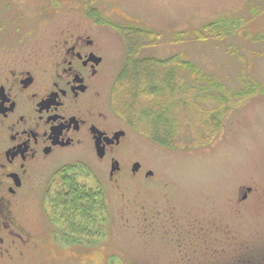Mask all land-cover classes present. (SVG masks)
Wrapping results in <instances>:
<instances>
[{
	"label": "rangeland",
	"instance_id": "1",
	"mask_svg": "<svg viewBox=\"0 0 264 264\" xmlns=\"http://www.w3.org/2000/svg\"><path fill=\"white\" fill-rule=\"evenodd\" d=\"M9 1L12 53L46 42L63 20L99 26L117 50L106 106L116 127L128 132L127 140L115 150L122 163L117 177L110 175L106 160L93 158L89 151L72 153L74 159H84L72 172L104 191L106 207L90 232H76L62 217L56 220L47 197L56 191L60 174L51 185L42 175L27 189V222L37 223L43 239L40 253L19 264H180L179 249L195 248L199 226L209 230L213 223L225 225L224 231L232 229L236 246L246 238L250 245L254 243L252 223L233 212L231 200L237 185L259 171L264 156V0ZM92 8L107 21L96 22L90 15ZM221 18L228 21L219 24L221 37L204 40L194 34ZM117 26L160 34L156 44L141 46L140 57L164 59L179 54L222 86L213 87L206 79L196 81L188 69L175 67L183 86L184 82L188 86L186 96L193 94L195 109L205 110L212 121L219 122L218 130L210 122L208 126L185 122L186 128L174 139L175 147H165L146 134L147 124L144 131L136 130L115 112L112 86L127 59L126 38ZM242 91L248 95L236 96ZM206 93L224 95V102ZM134 161L142 165L137 174L131 170ZM149 171L153 174L147 176ZM183 233L188 234L187 245ZM238 254L219 255V263L243 264ZM6 261L3 264H12Z\"/></svg>",
	"mask_w": 264,
	"mask_h": 264
},
{
	"label": "flooded vegetation",
	"instance_id": "2",
	"mask_svg": "<svg viewBox=\"0 0 264 264\" xmlns=\"http://www.w3.org/2000/svg\"><path fill=\"white\" fill-rule=\"evenodd\" d=\"M10 4L9 0L0 3V264L6 260L19 264L40 253L43 238L37 223L27 222L25 205L27 189L40 176L51 185L63 170L84 160L73 158L72 153L79 150L106 160L110 175L118 160L120 168L113 175L117 177L122 163L115 150L128 138L127 130L113 123L106 106L117 50L99 26L63 20L46 42L12 53L6 13ZM119 131L125 135L113 142ZM97 141L105 146L103 158L98 156ZM261 158L259 171L237 185L231 200L233 212L252 223L254 243L250 245L246 238L236 246L229 227L224 231L225 225L213 223L208 230L200 225L197 246L179 249L180 264H224L219 263V255L238 252L243 264H264V156ZM135 162L139 161L132 163V172ZM141 169L142 165L133 173ZM55 217L57 220L58 214ZM56 220H51L55 229ZM183 235L187 245L188 234Z\"/></svg>",
	"mask_w": 264,
	"mask_h": 264
},
{
	"label": "trees",
	"instance_id": "3",
	"mask_svg": "<svg viewBox=\"0 0 264 264\" xmlns=\"http://www.w3.org/2000/svg\"><path fill=\"white\" fill-rule=\"evenodd\" d=\"M90 15L96 22L107 21L96 8H92ZM226 22V18L214 20L197 29L194 34L204 40L219 38L223 35L218 34L219 24L224 25ZM117 27L122 29L126 38L127 59L112 89L111 101L115 112L136 130L144 131V124H147L146 134L165 147H175L174 139L179 130L186 128L185 122L194 125L200 121V124L206 126L210 122L214 131L218 130L219 122L212 121L205 110L195 109L197 102L193 100V94L186 96L188 86L185 82L183 86L175 67L180 64L188 69L196 81L206 79L213 87L222 86L198 64L181 58L179 54L164 59L140 57L141 46L156 44L160 36L158 32L137 26ZM202 86L204 89V85ZM184 87L185 91H182ZM206 95L219 100V103L224 102V95ZM237 95L245 96L248 92L242 91ZM221 113L222 111L219 115ZM207 117L208 120L205 119ZM195 130L198 131L196 128ZM199 133L202 135L203 132ZM73 168L60 173L61 181L53 194L49 196L50 192L48 193L47 200H50L53 214H58L67 224H71L76 232H90L92 222L98 223L101 220L102 209L106 207L104 191L101 187L93 188L82 182L79 175L72 172Z\"/></svg>",
	"mask_w": 264,
	"mask_h": 264
},
{
	"label": "water",
	"instance_id": "4",
	"mask_svg": "<svg viewBox=\"0 0 264 264\" xmlns=\"http://www.w3.org/2000/svg\"><path fill=\"white\" fill-rule=\"evenodd\" d=\"M125 135V131H119L115 134V138H113V142L116 141V140H120V137ZM97 150H98V156L100 158H103L106 154V150H105V146H102L101 145V142L100 141H97ZM141 167V163L140 162H135L134 165H133V172H136L140 169ZM120 168V163L118 160H115L112 164V169H111V175L113 176L116 172V170H118ZM153 172L152 171H149L147 173V176L149 175H152Z\"/></svg>",
	"mask_w": 264,
	"mask_h": 264
}]
</instances>
